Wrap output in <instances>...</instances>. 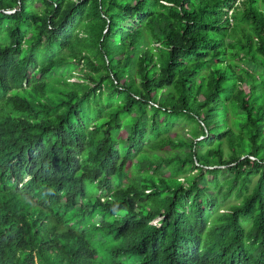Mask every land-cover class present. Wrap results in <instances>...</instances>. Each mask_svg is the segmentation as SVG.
I'll return each instance as SVG.
<instances>
[{
	"label": "trees",
	"instance_id": "obj_1",
	"mask_svg": "<svg viewBox=\"0 0 264 264\" xmlns=\"http://www.w3.org/2000/svg\"><path fill=\"white\" fill-rule=\"evenodd\" d=\"M20 159L75 200L63 264H264V0H0V175ZM45 239L0 225V264H61Z\"/></svg>",
	"mask_w": 264,
	"mask_h": 264
},
{
	"label": "clouds",
	"instance_id": "obj_2",
	"mask_svg": "<svg viewBox=\"0 0 264 264\" xmlns=\"http://www.w3.org/2000/svg\"><path fill=\"white\" fill-rule=\"evenodd\" d=\"M54 182L55 178L52 174L33 168L22 159L11 163L0 175V225L12 221L26 223L36 234L46 237L45 240H40L41 253H38L39 256H47L51 262L61 261L63 264V259L56 256L55 237L57 234L66 232L68 226L66 221L58 222L55 206L57 205L59 210L66 207L73 216L75 200L64 202L63 191L55 189ZM99 194L102 196L107 193L100 189L95 195ZM96 216L101 219V216L96 214L93 221L100 220H96ZM153 222L155 219L151 221ZM59 225H63L64 230L58 231ZM23 257L26 258L23 255L12 254V259L16 262ZM123 259L126 263L133 261L129 254ZM170 261L174 264H194L190 254ZM29 262L38 263L37 258L33 257L29 258Z\"/></svg>",
	"mask_w": 264,
	"mask_h": 264
},
{
	"label": "rangeland",
	"instance_id": "obj_3",
	"mask_svg": "<svg viewBox=\"0 0 264 264\" xmlns=\"http://www.w3.org/2000/svg\"><path fill=\"white\" fill-rule=\"evenodd\" d=\"M247 67L249 69H252L253 68L252 63H249V64L247 63ZM60 71H61V69L59 70V72ZM74 71H75V69H69V70H67L66 71L67 73H65V76L74 73ZM191 124L192 123H189V121H187V120L178 119V120H176L174 122V124L171 127H169L167 129L166 133H168L169 135H171V137H173V138H175L176 137L175 135H177V136H182L183 138L189 140V132H190V125ZM157 138H158V136L155 139H157ZM185 148H187V147L185 146ZM146 151L147 152H150L149 150H146ZM151 151L156 152L158 154L161 153V150H159L158 148H154V150H151ZM163 168H164V165L162 166V170H163ZM221 171H224V170L222 169ZM127 172H128L129 175H132V174L135 173V170H134L133 167H131V168L128 169ZM126 181H127V179H125V182ZM88 189H91V186H88ZM217 214H218V212H215L213 214V216L216 217ZM95 219L96 220H99L100 217L99 216H96ZM60 230H64V226L63 225H59L58 226V231H60ZM97 238H99V236H97Z\"/></svg>",
	"mask_w": 264,
	"mask_h": 264
}]
</instances>
